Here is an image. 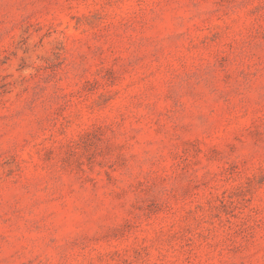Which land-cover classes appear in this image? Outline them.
Returning a JSON list of instances; mask_svg holds the SVG:
<instances>
[{
  "label": "rangeland",
  "instance_id": "374dc122",
  "mask_svg": "<svg viewBox=\"0 0 264 264\" xmlns=\"http://www.w3.org/2000/svg\"><path fill=\"white\" fill-rule=\"evenodd\" d=\"M0 264H264V0H0Z\"/></svg>",
  "mask_w": 264,
  "mask_h": 264
}]
</instances>
